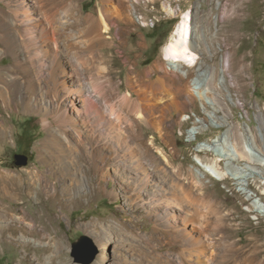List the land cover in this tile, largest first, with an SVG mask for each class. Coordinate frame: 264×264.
Here are the masks:
<instances>
[{
	"label": "rangeland",
	"instance_id": "rangeland-1",
	"mask_svg": "<svg viewBox=\"0 0 264 264\" xmlns=\"http://www.w3.org/2000/svg\"><path fill=\"white\" fill-rule=\"evenodd\" d=\"M64 1L84 20L105 15L111 31L89 49L77 34L86 127L24 107L0 79V173L13 188L0 202L46 214L32 226L0 219L29 233L0 236V264H84L71 255L82 236L96 251L88 264H264V1ZM185 11L196 63L182 75L164 46ZM182 86L197 97L176 109ZM239 145L256 159L237 158Z\"/></svg>",
	"mask_w": 264,
	"mask_h": 264
},
{
	"label": "bare ground",
	"instance_id": "bare-ground-1",
	"mask_svg": "<svg viewBox=\"0 0 264 264\" xmlns=\"http://www.w3.org/2000/svg\"><path fill=\"white\" fill-rule=\"evenodd\" d=\"M0 2V54L7 52L13 59V61L11 60L10 69L3 70L4 75L0 70V79L4 77L9 82L7 89L11 88L12 91L18 93L21 96L20 99L22 96L24 97V100H22L24 107L31 108L34 111L43 110L48 115L52 110L51 112L55 114V119L59 125L71 121H76V123L82 125L84 123L82 116L84 117L86 114V108L80 107V105L83 103V98L89 101V96L88 93H85V89L78 79L80 75L79 66H84L85 60L81 52L83 49L77 44V34L84 35L86 41H92L88 49L93 48L94 41H104L109 37L111 26L108 18L101 14L102 18L100 19L94 16L92 19H88L89 21L84 20V17L82 18L78 11L75 14V6L64 0H58L54 3L52 0H0ZM166 7H168V10H172L169 4ZM107 15H111V13L108 12ZM181 17V20L178 21L172 31L169 41L164 46V55L167 58L168 68L184 75L186 69L182 68V65H194L196 57L189 41L191 14L189 11H185ZM72 28L75 29V32ZM85 44L87 46L88 43ZM36 90L39 93V99L32 96V94L35 95ZM180 91L182 94L179 99L172 101L176 109L188 106L197 97L188 87L182 86ZM48 94L51 96L48 97ZM0 95L1 99H7L5 97L7 94L4 96L2 90ZM103 96V92L99 94V97L103 98ZM64 105H70L72 113L75 114V119L67 115V111L63 110L64 108L62 109ZM50 108L53 109L50 110ZM43 124V127L48 126L46 120H43ZM1 135L4 136L3 133ZM76 138L78 139V137ZM52 139H56V137L50 134L45 140ZM67 139V137H64L68 146ZM258 152L262 153L261 150H258ZM235 154L237 158L256 159V155L247 152L240 145L237 147ZM205 170L216 178L223 176V172L214 165H206ZM8 183L4 174L0 173V191L10 195L12 193L10 189L13 188H10V183ZM1 202L0 219L10 217L32 226L33 222L46 215H38L36 212L35 216H31L26 209L24 210V207L19 208L20 210L17 211L20 214H16L14 209H10L7 205L4 206ZM17 229L21 230L19 237L25 239L26 236H29L27 230L21 227L15 228L11 225L1 227L0 236H13L16 234ZM183 230L189 232L187 223L183 224ZM58 236L56 235V237Z\"/></svg>",
	"mask_w": 264,
	"mask_h": 264
},
{
	"label": "water",
	"instance_id": "water-1",
	"mask_svg": "<svg viewBox=\"0 0 264 264\" xmlns=\"http://www.w3.org/2000/svg\"><path fill=\"white\" fill-rule=\"evenodd\" d=\"M28 155L25 153H15L14 163L16 165H26L28 163ZM96 251L92 245L91 240L82 236L77 241L72 243L71 255L75 262H81L84 264L90 263L95 257Z\"/></svg>",
	"mask_w": 264,
	"mask_h": 264
},
{
	"label": "built area",
	"instance_id": "built-area-1",
	"mask_svg": "<svg viewBox=\"0 0 264 264\" xmlns=\"http://www.w3.org/2000/svg\"><path fill=\"white\" fill-rule=\"evenodd\" d=\"M145 25H149V26L153 27L154 26V19L152 20V18H148L147 21L145 22Z\"/></svg>",
	"mask_w": 264,
	"mask_h": 264
}]
</instances>
